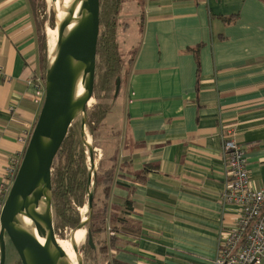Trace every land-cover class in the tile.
I'll return each mask as SVG.
<instances>
[{
	"label": "crops",
	"instance_id": "obj_1",
	"mask_svg": "<svg viewBox=\"0 0 264 264\" xmlns=\"http://www.w3.org/2000/svg\"><path fill=\"white\" fill-rule=\"evenodd\" d=\"M118 21L119 50L131 58L101 123L100 168L113 170L108 196L103 185L95 194L98 209L106 204V256L213 264L239 212L221 199L224 126L245 150L252 186L264 184V0H128ZM38 58L28 0H0V180L40 112L28 83L41 78Z\"/></svg>",
	"mask_w": 264,
	"mask_h": 264
},
{
	"label": "water",
	"instance_id": "obj_2",
	"mask_svg": "<svg viewBox=\"0 0 264 264\" xmlns=\"http://www.w3.org/2000/svg\"><path fill=\"white\" fill-rule=\"evenodd\" d=\"M51 2L57 46L52 56L48 52L43 102L0 212V264L5 262L6 240L20 264H64L53 227L51 172L54 158L78 117L91 169L86 188L88 213L71 233L85 229L92 210L93 148L86 142L84 125L95 82L100 0H72L65 12L62 3L58 8L56 0ZM119 87L117 81L115 98ZM86 236L90 248L95 249L88 229ZM76 248L73 247L77 262L82 264Z\"/></svg>",
	"mask_w": 264,
	"mask_h": 264
},
{
	"label": "trees",
	"instance_id": "obj_3",
	"mask_svg": "<svg viewBox=\"0 0 264 264\" xmlns=\"http://www.w3.org/2000/svg\"><path fill=\"white\" fill-rule=\"evenodd\" d=\"M35 24L38 44V70L42 83L44 84V75L46 68V55L49 51L47 46L46 32L42 31V22L38 20L39 9L43 8L45 0H28ZM123 0H100L99 7V34L96 50V69L93 96L99 101L92 111L87 114L84 129L93 135L94 131L100 126L103 119L111 110L115 100V90L117 81L121 84L122 60L119 53L116 30L118 27V14L122 8ZM54 28V26H53ZM55 30V29H54ZM32 78H35L33 76ZM113 90V98L108 100ZM97 91V94H95ZM102 94V95H101ZM81 120L76 118L67 133V136L61 144L52 164L51 184H52V211L54 213V233L60 228H75L80 222L79 209L87 202L86 188L88 180V170L86 166V147L82 143ZM26 146V145H25ZM25 149V147H24ZM24 152V151H23ZM21 160V159H20ZM20 161L15 165L18 168ZM147 171V169H145ZM142 173L138 175L141 179ZM113 179V170L103 171L101 175L97 173L93 176L94 186L103 185L102 193L108 196L110 183ZM97 190V189H96ZM95 191V189H94ZM97 198L93 192L92 210L90 219L84 226L88 229L93 237L106 230L104 225V216L106 214V204L101 209L96 207ZM125 210L130 209L131 202L127 199L124 201ZM114 215V214H113ZM119 221L125 220L118 218ZM115 229H110L109 241L114 242ZM110 243V244H111ZM86 248L92 255L98 252L106 255L108 247L102 242L98 250L91 249L87 243ZM109 246V245H108ZM92 257V256H91ZM90 258V257H89ZM93 257L92 259H94ZM106 264H119L113 259L106 260Z\"/></svg>",
	"mask_w": 264,
	"mask_h": 264
},
{
	"label": "built area",
	"instance_id": "obj_4",
	"mask_svg": "<svg viewBox=\"0 0 264 264\" xmlns=\"http://www.w3.org/2000/svg\"><path fill=\"white\" fill-rule=\"evenodd\" d=\"M33 88V101L41 103L44 84L41 78H29ZM30 133L22 139L26 145ZM232 126L226 125L221 132L224 152V176L222 202L232 204L239 210L233 225L222 230L218 238L213 264H264V184L253 187L250 183L245 150L235 140ZM16 166L7 170L0 180V212L10 189ZM9 182H6V179Z\"/></svg>",
	"mask_w": 264,
	"mask_h": 264
},
{
	"label": "rangeland",
	"instance_id": "obj_5",
	"mask_svg": "<svg viewBox=\"0 0 264 264\" xmlns=\"http://www.w3.org/2000/svg\"><path fill=\"white\" fill-rule=\"evenodd\" d=\"M127 2H128V0H123V5L126 4ZM45 4L46 5L43 8L39 9L38 20L42 22V25H41L42 31L46 32V35H47L46 40L48 42L47 46L50 49L53 46V43L56 44L57 34L55 33V30H54L55 29V21H54V16H53V11H52L53 10L52 2H51V0H45ZM132 4H133V2H129L126 5V8H129V6H131V9L129 8V10H128V15H130V14L132 15V12L134 13V11H135L134 10L135 5L134 4L132 5ZM126 12H127V9H125L123 11L121 18H125ZM118 25H119V21H118ZM53 26H54V28H53ZM119 53L121 55V60H122V71H121V77H122L124 67L127 64L128 60L131 58V55L128 56L124 53H121L120 50H119ZM47 59H48V53L46 55V64H47ZM96 62H97V58H96ZM95 79H96V77H95ZM93 91H94V89H93ZM95 94H97V91H95ZM111 98H113V90H112V93H110L109 99L104 100L103 102L109 103L111 101ZM99 101H101V100H99ZM99 101L94 96L92 97V99L90 101L91 105L89 107H87V111H86L87 114L90 111H92L94 105ZM78 119H80V117H78ZM101 128H102V126L100 124V126L94 131L93 135H91L90 132L87 131V129H85L86 137H87V139H89V143L93 148L92 157L94 160V167L92 168L93 172L91 173L92 179H93V176L95 173H97L98 175H101L103 173V171L100 168V163H99L100 159L102 158L103 152L99 149H100V145L102 146V142H101L102 139L101 138H104L105 136H104V132L102 134ZM80 134H81V129H80ZM85 154H86L85 162H86L87 170H89V168L91 169V167H90V163H89V151H88L87 147L85 149ZM90 189L93 190V192H95V194L97 192L98 196L100 195V192H98V190H100V185L98 186V188H95V186L93 184L90 187ZM94 189H95V191H94ZM79 214H80V218H81L82 214L80 213V209H79ZM53 223H54V213H53ZM71 230H72V228H60L59 230H57V232L55 234L57 240L62 239V240H65L67 243V239H69ZM84 230H85V238H84L83 242H81V244H79L76 248L77 252H78V254L82 260V264H106V260L107 259L109 260V258L106 255H101L98 252H96V254L92 255L90 252H88L86 245H85L86 244V228ZM6 241H7V243L5 246V262H4V264H20L17 253L15 252L13 246L9 243L8 240H6ZM93 242L95 245V249L98 250L99 246H101V244H102V241L100 240L99 235H95ZM93 257H95V258L92 259Z\"/></svg>",
	"mask_w": 264,
	"mask_h": 264
},
{
	"label": "bare ground",
	"instance_id": "obj_6",
	"mask_svg": "<svg viewBox=\"0 0 264 264\" xmlns=\"http://www.w3.org/2000/svg\"><path fill=\"white\" fill-rule=\"evenodd\" d=\"M57 2H58V8L62 3L61 9L65 12V10L71 4L72 0H56V3ZM60 15H61V12H60ZM55 33L57 34L56 28H55ZM56 46H57V38H56V44L53 43V46L49 49L50 56L53 55V53L56 49ZM79 84H80V90H81V88H83L82 82L80 81ZM91 99L88 101V105H87L88 107L91 105V103H90ZM86 142L89 143V139H87ZM80 213L82 214V218L84 219L88 213L86 205H84L82 208H80ZM84 238H85V230L84 229H77V230L72 231L71 239L70 240L67 239L68 244L66 243L65 240H62V239L57 240V243L60 246L61 251H62L61 260L64 264H78L77 257H76V254L74 253L73 247H77L79 244H81V242H83Z\"/></svg>",
	"mask_w": 264,
	"mask_h": 264
}]
</instances>
